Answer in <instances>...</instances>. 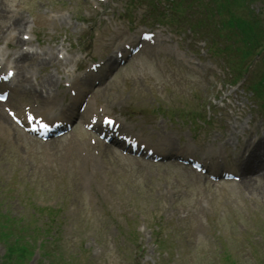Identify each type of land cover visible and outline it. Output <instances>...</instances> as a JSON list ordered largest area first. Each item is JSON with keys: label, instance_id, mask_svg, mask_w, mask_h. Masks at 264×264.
Returning a JSON list of instances; mask_svg holds the SVG:
<instances>
[{"label": "rangeland", "instance_id": "obj_1", "mask_svg": "<svg viewBox=\"0 0 264 264\" xmlns=\"http://www.w3.org/2000/svg\"><path fill=\"white\" fill-rule=\"evenodd\" d=\"M84 1L0 0V3L2 2L4 10H11L21 14L28 22H31L34 16L27 12L26 7L32 3H36L35 6L39 7L36 18L40 23L45 22L47 12L51 11L52 8L56 11L69 10L73 16H77L80 19L85 18L86 23H83L84 27H87L85 31L81 30V27H83L81 23H74L75 19L71 21L74 25L68 28L64 24L58 25L54 22L46 24L45 35L41 36L43 47L45 49L53 48L61 42L65 33L69 35L72 41V39L77 38V33L80 31V35H84L85 40H89L87 44L88 52L94 55L97 60L108 54V52H105V41L103 39L108 34L106 33V28L99 24V19H95V17L88 18L87 11L89 9H87V4ZM24 3L26 6L22 9L21 6ZM106 7L113 9L114 5L110 4ZM198 10L200 18L203 16L206 19L208 17L211 18L207 20L213 26L211 31L213 33L216 32L213 37L215 47L213 45L212 55L216 65L223 68L226 64L227 66L230 64L236 70H239V59L232 54L235 51L231 49V53L229 49L226 52L222 50L221 54L218 48L220 46L224 47L221 44L223 39L227 42L225 35L231 32L229 27L233 19L237 20L242 17L248 20L258 15L261 19V31L264 32V0H199ZM206 12L209 14L205 15L204 13ZM124 13V6L120 7L119 5L113 9V14L108 17L112 22L111 26L115 27L113 36H116L121 31V24L123 23L118 22L117 18L122 17ZM110 30L112 31V29ZM261 36H263V39H258V42L253 46L244 47V51L248 54H253L257 50L262 51L264 48V35L262 34ZM209 37H207L208 41L211 40V37ZM249 60L250 58H247L246 62ZM135 62V64L132 63L113 74L108 82L111 92H113L118 90L119 87L129 88L125 85L129 77L136 80V83L131 82L129 84L134 89V92L130 89L128 96H123L125 98L124 102L122 99L119 100L117 96H110V93L105 94L107 98L114 100L113 110L118 113L120 111L123 112V110L134 112L137 111L135 110L136 108L130 107L128 101L131 99L130 102H134L133 99H138L137 101L139 102L146 99V102L141 101L139 105L142 109L143 118L136 125L143 137L150 133V126L148 125L150 122H146V119L152 117L158 127L160 126L159 128L163 129L164 132L171 133L176 140L182 139V141L191 142L192 136L189 126L192 127L193 124L189 119L195 115L200 116L205 112L206 117L204 115V118H207L209 116V112L206 110L207 106L211 110L213 108V106H210V97L214 90L205 86L206 80H208L207 75L199 69L200 67L190 70L189 68H182L186 66L179 64L172 69L165 67L164 69L162 67L159 69L156 63L152 62V60L150 62L143 56L139 57ZM249 73H251L249 78L252 85H255V81H257L259 86L263 85L260 78L264 74V57L256 62ZM204 90L209 92L206 98L203 96ZM196 99H200V101L204 99L205 103L201 105ZM147 103L148 105L146 106ZM217 108L215 111H211V115H215L217 111H220ZM174 110L180 112L170 116L165 114V111L167 113V111L173 112ZM184 117L185 121L181 119ZM137 121H140L139 118ZM215 121V118L211 117L210 123L213 125L206 127L204 130V132L208 133L207 136L211 135L212 140L221 136L214 129L210 130V128L216 127ZM222 130V133L229 132L226 126ZM187 133L188 137L186 138ZM189 138L191 141H189ZM15 139L16 137L13 135L8 137L7 133L0 136V227L5 225V216L9 221L16 220L18 225L22 222L23 228L29 230L36 228L39 232L42 231L41 233L44 235H41L39 239L45 238L49 241L46 243L47 246H45L46 249H49L50 254L42 252L40 255V248L36 249V257L41 262L37 261L35 257L33 262L31 258V262L28 264H68L69 260L75 261L79 258L81 260L75 262V264H133V246H131L133 235L130 234L129 230L121 229L123 221L119 223L112 222L108 225L106 223V214L102 210L104 208L101 201L91 200L90 194L92 193L98 195L100 199L104 197L105 191L103 189L98 186L93 191L88 188L76 189L70 198L59 196L56 191L54 195L57 196L59 205L55 204V201L48 202L47 198L38 199V194L41 192L45 191L48 194H53L54 191L50 188V186H54L53 180L60 181L65 178L68 181H72V179H78L74 177H78L83 170L87 173L92 172L86 167L83 169L81 163L75 157H72L70 153L65 154L64 147L69 142L62 141L54 144L53 155H50L54 161H46L45 164L42 163L39 166L40 161H37V164L23 161V155L21 154H25L29 148L24 143H17ZM104 156L105 163L102 164L97 160L95 169L101 172L96 171V173L98 177L105 170L115 174H124L126 177L119 179L120 182L115 184L116 187L120 185L117 188L119 191L124 190L126 193L129 186H144L152 183V193L159 192L162 194L159 185L157 186L155 182V180L161 179L159 175L162 170L148 168V166L142 164V161H136L130 157L132 161L115 156L118 161L114 163L113 160L115 158H110L108 152H105ZM173 171H166V177H163V179L176 186L185 184L189 192L186 197L180 199V202L194 209L197 206L199 197H201L203 187L195 186L194 182L190 180L192 179L191 176L188 174L171 176ZM182 179L186 180V183ZM133 180L138 182L135 183ZM133 182L134 184L132 185ZM221 187L223 189L220 192L219 189ZM221 187L217 189L213 196L211 208L208 211L202 210L199 217L193 221L191 235L194 234L195 237L197 235L196 241L194 242V239L188 236L189 240L192 241H187L189 246L183 253L180 252L182 255L178 264H264V197L254 189L248 190L250 194L246 197L234 185L224 184ZM146 197L149 199L140 202V208H157L162 205L166 211L162 212L160 218L173 219L174 221L180 219L175 214V207L158 197V195L147 194ZM45 199L47 203L43 201ZM168 200L172 199L169 198ZM60 204L64 207H62L63 215L68 213L70 216V220L67 222L60 215V210L56 211L60 208ZM130 207L132 205H126L127 210ZM73 209H77V214L71 215L70 211ZM46 214H49L48 218H45ZM204 215L206 216L204 217ZM130 218L127 217L128 220ZM55 219H61L65 224L55 223ZM189 223L191 222L184 221L181 223L179 231H182L183 235L187 232ZM138 224V219H134V225ZM118 230L120 231L118 232ZM201 233H205L207 236H204L206 241L202 236H199ZM170 241L172 240L170 239ZM139 242H141L142 247L137 258L138 261L150 258L153 264H160L162 260L166 261L165 264L174 263L173 256L176 248H173L170 244L160 245L161 255L158 256L153 247L155 239L150 236L149 230L137 236V244ZM181 243L182 240L177 242L176 247H180ZM210 243H213V248H218V245L222 246L216 256L212 254ZM0 247L3 249L2 245ZM46 249L44 248L45 251ZM163 251L171 254L169 259L163 257ZM147 264L152 263L148 262Z\"/></svg>", "mask_w": 264, "mask_h": 264}, {"label": "bare ground", "instance_id": "obj_2", "mask_svg": "<svg viewBox=\"0 0 264 264\" xmlns=\"http://www.w3.org/2000/svg\"><path fill=\"white\" fill-rule=\"evenodd\" d=\"M22 23L21 16L17 19H15L14 23L12 24L13 29L17 28V25L20 26ZM24 27V25H23ZM12 32L10 31L8 35H10ZM23 43V41L19 38L16 40V45ZM33 50V52L31 51ZM52 56H54V52H49V54H46L45 52L38 53L36 49H28V52H23L18 54L14 58V64L18 69H24L27 71H22V76L24 79L27 80V74L32 75V77H37L38 74H35V72H40L44 67H47L50 65V63H53ZM55 57V56H54ZM34 68V72L29 71ZM59 82L57 75H49L47 78L44 79V82L39 83L38 88L36 89L33 84H30L26 89L21 88V93H25V90H28L29 93H31L33 96V101L40 104V108L47 113V110L51 111V109L47 106L53 105V108L55 107V101L57 100L58 94L56 93V84ZM29 84V82H28ZM76 88L75 92V100L79 98L80 96V90L73 84ZM73 89V88H71ZM19 89H16L15 91H18ZM52 100V102L50 101ZM72 105H70L71 107ZM74 106H72L73 108ZM68 109V107H66ZM75 114V111H72L70 114V117H72ZM172 137L168 136L167 140H171ZM172 143L171 141H169ZM245 149V148H244ZM255 150L263 153L264 152V143L263 145H259V147H254L251 154L255 152ZM251 175V173L248 172V169H243L240 171V176H248ZM244 184L248 187H252V182L250 180L245 181ZM254 190L258 191L259 194H261L262 197H264V185H257Z\"/></svg>", "mask_w": 264, "mask_h": 264}, {"label": "snow or ice", "instance_id": "obj_3", "mask_svg": "<svg viewBox=\"0 0 264 264\" xmlns=\"http://www.w3.org/2000/svg\"><path fill=\"white\" fill-rule=\"evenodd\" d=\"M21 26H23V24ZM24 39H27V37L25 36ZM145 39L151 40L152 37L150 35H146L145 36ZM13 75H14V73L11 70H9L7 72V75L4 77V79L6 80V79H8L9 77H11ZM7 98H8L7 96H0V100H5ZM109 123H111V121H109Z\"/></svg>", "mask_w": 264, "mask_h": 264}]
</instances>
